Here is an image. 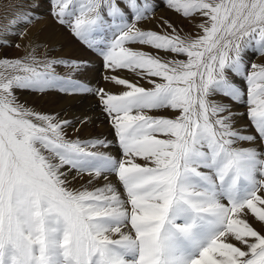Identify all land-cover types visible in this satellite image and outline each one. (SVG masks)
Instances as JSON below:
<instances>
[{"label": "snow or ice", "instance_id": "snow-or-ice-1", "mask_svg": "<svg viewBox=\"0 0 264 264\" xmlns=\"http://www.w3.org/2000/svg\"><path fill=\"white\" fill-rule=\"evenodd\" d=\"M16 7L0 28V264H264V63L250 59L264 57V0ZM160 7L197 32L141 27ZM44 12L118 92L91 86L88 57L36 56L55 43L7 55ZM51 92L95 96L113 139L24 99Z\"/></svg>", "mask_w": 264, "mask_h": 264}, {"label": "rangeland", "instance_id": "rangeland-1", "mask_svg": "<svg viewBox=\"0 0 264 264\" xmlns=\"http://www.w3.org/2000/svg\"><path fill=\"white\" fill-rule=\"evenodd\" d=\"M26 0H0V28L8 24L9 19L13 13L17 11V5L24 4ZM155 19L150 21L141 22L140 26L143 28H150L156 31H163V28L159 26V18L171 20L178 25L181 29V36L186 37L187 33L195 34L197 30L188 20L183 19L178 14L167 10L164 7H160L155 12ZM14 44H19L20 48L10 47L7 49V55L9 57L22 56L26 51V45L29 40L32 41H48L49 44L55 43L54 50H47L44 46H40L36 50V56L38 58H44L45 55H62L64 57H88L91 61L92 71L89 74V78L92 81L91 86L94 88L111 89L110 83L104 79L109 72L102 66L100 58L92 52L86 50L82 45L76 42L69 33L55 24L54 21L43 13V17L38 22L34 23V26H30L29 36L25 39L13 36L11 37ZM164 59H186L184 56H177L176 54L161 53ZM250 59L256 63H264V57L259 55H250ZM57 72L64 74L68 71L66 68L57 67ZM125 75L131 77L132 81H137L138 77L134 74L121 71ZM143 85V81H139ZM115 92V91H113ZM24 99H27L30 103L34 102L36 107L44 110L59 111L63 110L67 116L75 115L81 117L83 114H87L90 117L88 124L81 128L78 133L80 136H98L102 135L108 139H113L112 129L109 127L108 118L102 114L100 107L97 104V98L92 95H88L86 98L80 95H64L51 92L44 96H31L25 95ZM63 101V102H62ZM62 102V103H61ZM62 105V106H61ZM152 114L158 115H172L170 111H158ZM71 134V133H70ZM113 154L116 153V149L110 150ZM115 179L114 177L112 178Z\"/></svg>", "mask_w": 264, "mask_h": 264}, {"label": "bare ground", "instance_id": "bare-ground-1", "mask_svg": "<svg viewBox=\"0 0 264 264\" xmlns=\"http://www.w3.org/2000/svg\"><path fill=\"white\" fill-rule=\"evenodd\" d=\"M110 74H113V73H109V75H110ZM114 74L120 75V76H122V77H124V78H127V79L131 80V77L125 75V74H124L123 72H121V71H119V72H117V73H114ZM109 83H110V82H109ZM143 85H144V86H148V84H147L146 81H143ZM110 86H111V89H112L113 91H115V92H118V91L120 90V86L114 85V84H112V83H110ZM62 102H63V101H62ZM62 102H61V103H62ZM61 106H62V105H61Z\"/></svg>", "mask_w": 264, "mask_h": 264}]
</instances>
